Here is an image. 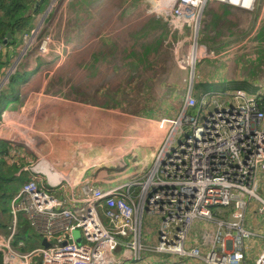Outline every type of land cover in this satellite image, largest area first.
<instances>
[{"label":"crops","instance_id":"0c3cea01","mask_svg":"<svg viewBox=\"0 0 264 264\" xmlns=\"http://www.w3.org/2000/svg\"><path fill=\"white\" fill-rule=\"evenodd\" d=\"M174 2L88 0V5H85L87 14L78 13L79 54L62 57L53 65V76L50 78L44 76L46 71L38 70L32 76H25L31 70L19 71L22 82L17 85L11 102L14 107L3 108L0 115V133L8 132V139L2 136L0 139L7 143L8 151H11L13 142L14 145L24 143L32 156L50 157L54 159L52 163L49 161L51 166L60 167L53 157H96L97 142L114 135V130L109 129L111 124L101 121V117L109 111H117L125 117L129 115L128 111H136L139 115L137 124L151 121L154 126L162 117H177L188 94L197 100L204 97L206 105L210 104L209 111L212 99L228 101L230 97L227 93L234 89L244 90L246 85L259 89L260 95L264 94V74L250 76L243 70L247 63L233 56L234 51H229L231 42L240 35L244 36L256 23L258 15L262 14L260 7L248 13L209 1L203 9L202 24L197 32L185 27L173 31L166 20V13ZM195 40L210 51L220 52L216 50L223 48L224 55L204 59L202 66H194ZM259 40L264 43V38L259 37ZM74 95L86 97L81 99ZM162 95L165 97L162 98ZM145 110L157 112L151 115ZM167 111L176 115L168 116ZM6 115L8 121L5 120ZM18 127L24 128L25 132H16ZM162 134L158 130L157 142H150L160 145ZM50 143H62L61 153L54 152L52 144V150H43ZM36 144L38 146L34 147ZM13 156L9 152V157ZM7 162L18 161L7 159ZM49 162V166L38 167L46 172L51 181H56L58 176L49 172L55 167H51ZM81 167L78 165L76 169L66 171V177L62 178L76 180L83 170L89 168ZM126 184L102 185V188L113 189ZM257 188L260 194H264V173L258 175ZM258 205L252 197L246 200L243 227L251 236L243 240V258L237 264H254L264 249V213L257 211ZM220 221H234L233 207L214 209L211 218L195 220L190 226L185 246H196L204 240L202 249L204 252L209 250ZM160 228L159 216L142 215L140 242L143 246L138 260L142 259L144 264H208L192 257L156 251L154 247ZM138 260L127 250L125 255L118 256L117 264Z\"/></svg>","mask_w":264,"mask_h":264},{"label":"built area","instance_id":"2783aa9c","mask_svg":"<svg viewBox=\"0 0 264 264\" xmlns=\"http://www.w3.org/2000/svg\"><path fill=\"white\" fill-rule=\"evenodd\" d=\"M209 1L248 13L260 7L262 14L243 43L255 40L264 20V0H175L166 13L168 25L172 30L185 27L197 32L201 11ZM231 45L234 41L229 51H235ZM201 51L203 59L224 55L207 48ZM2 72L0 90L15 72L14 65ZM245 93L234 89L227 93L228 101L212 99L202 124H198V113L188 110L204 105V97L197 100L189 94L177 117L157 120V127H167L169 132L155 163L144 183L126 184L140 185L137 204L119 192L122 186L96 185L86 170L73 181H51L35 169L11 197L9 222L5 231L0 230L1 264H117L118 256L127 250L138 260L143 214L161 218L156 251L208 264H237L243 258V240L251 236L243 227L246 200L256 199L257 211L264 213V194L257 191L258 175L264 173V95ZM229 206L234 221L219 222L209 250L202 249L204 240L185 246L195 220L211 218L214 209ZM74 230H79L83 243L74 241ZM254 264H264V249Z\"/></svg>","mask_w":264,"mask_h":264},{"label":"rangeland","instance_id":"374dc122","mask_svg":"<svg viewBox=\"0 0 264 264\" xmlns=\"http://www.w3.org/2000/svg\"><path fill=\"white\" fill-rule=\"evenodd\" d=\"M85 5H88V0H42L37 6V12H35L32 17L31 24L27 29L28 32L22 33L17 39V46L10 47L8 53H6V59H8V61L3 67L4 71L6 72L11 65H14L15 71L31 70L27 72L25 76L35 75L39 70L40 72H47L44 74L46 78L52 77L53 65H56L62 57L79 54L77 33L80 29V25L78 13L81 11L82 13L87 14ZM205 7H203V9ZM203 9L200 15L199 26L202 24ZM254 25L255 24L253 23L250 30H248L244 36L240 35L235 38L237 40L234 41V45H231L236 48L233 56H237L239 57L237 59L247 63L243 70L248 72L250 76H255L260 73L261 75L264 74V43L261 44L259 40V37L264 38V20L256 29V33L254 34L255 40L253 42L247 41V44L243 43L244 38L252 32ZM37 28L39 29L37 30ZM33 32L35 33L34 35H32ZM32 36L34 37L30 38ZM199 43H197L196 40L194 41V49H196V53H194L196 56V58H194V66L198 64L202 66L204 64V59L200 58L202 54L201 50L204 49V47H201ZM43 44L44 46H42ZM222 50L223 48H218L216 51L222 52ZM3 51H5V48H3ZM180 59L181 57H179L178 60ZM56 83L61 84L60 81H56ZM16 87L17 85L11 89L5 98L0 99V101H3V106H1V108L12 109L14 107L11 105V102L16 95ZM6 88L7 84L2 86L1 91L6 92ZM243 88L246 95L257 97L261 94L259 89H252L247 85L243 86ZM74 96L75 98L81 99L86 97V95ZM100 96L104 97L105 95ZM164 97L165 95H162V98ZM17 103H19V101ZM20 104L21 102L19 105ZM209 108L210 104L207 103L206 105L205 101V104L201 107H191L188 112L193 115L198 113V124H202L206 115L209 113ZM72 111L77 112L76 109H73ZM128 112L130 113L127 117L119 114L117 111H109L107 115L101 117L102 122L111 124L109 129L114 130V135L112 138H110L109 135V137L107 136V138L97 142L96 157L84 159H76L72 157L65 158L60 156L53 157L56 159L55 162L58 161L60 165V167H58L55 164H52L58 174L57 180L59 178L66 177V171L73 168L76 169L79 165V167L82 166L81 168L89 166L85 175L89 176L90 179L96 183V185L101 187L102 185L111 187L112 184L125 182L128 184L144 183L149 170L155 163L156 156L164 143L169 129L167 127L163 128L164 130L158 129L156 122L153 126L150 124L151 121H146L145 124L141 125L137 124L136 120L139 115L136 111L131 110ZM155 112L157 111L145 110L146 114L153 115ZM166 113L169 114L168 116L176 115L173 114L172 111H167ZM1 114L2 113H0V115ZM8 118L9 117L6 115L5 120L8 121ZM158 130L163 132V139L160 145L155 142H150V140H155L157 142L156 135ZM16 132L25 131L24 128L18 127ZM0 136L8 139V132L4 131L0 133ZM174 138L176 140L179 138L177 133L174 135ZM51 144L53 151L60 154L62 143L47 144L43 150H52ZM172 145H174V142ZM12 146L13 147H11V151L9 152L14 156L8 157L7 159H15L18 161L16 164H19L20 169L15 174L21 173L23 181L30 177L34 173L35 169L46 173L39 167H46L49 161L51 163L54 162V159L47 156H32L24 143L21 145H14L13 142ZM35 146L38 145L36 144L34 147ZM152 154L153 156L151 160H148ZM79 161L82 163L79 164ZM48 166L47 168H49ZM119 192L126 195L134 203L136 202L135 204H137L138 195L140 193V185H123L119 188ZM143 223H145L144 220ZM73 239L77 244L84 242L83 239H81L79 230L73 231ZM129 264H144V262L141 259L138 261H132Z\"/></svg>","mask_w":264,"mask_h":264},{"label":"trees","instance_id":"16d2710c","mask_svg":"<svg viewBox=\"0 0 264 264\" xmlns=\"http://www.w3.org/2000/svg\"><path fill=\"white\" fill-rule=\"evenodd\" d=\"M41 1L0 0V75L3 73L2 69L8 61V59H6V53H8L10 47L17 46V39L22 33L28 32L27 29L31 24L32 17L35 12H37V6ZM8 32L12 34L13 39L11 42L3 45L2 40ZM17 33L19 36L15 37L14 35ZM3 48H5V51H3ZM21 82L22 79L19 77V71L10 74L7 82V91L0 90V99L5 98L11 89ZM1 106H3V101H0V113L3 110ZM261 107L264 108V97L261 100ZM6 145L7 143L0 139V230L3 231L6 230L9 222V203L11 197L23 184L21 173L15 174L19 171L20 166L15 162H7L9 151ZM1 263L2 255L0 253V264Z\"/></svg>","mask_w":264,"mask_h":264},{"label":"water","instance_id":"95a60500","mask_svg":"<svg viewBox=\"0 0 264 264\" xmlns=\"http://www.w3.org/2000/svg\"><path fill=\"white\" fill-rule=\"evenodd\" d=\"M14 36H15V37H18L19 34L17 33V34H15ZM12 39H13L12 34H11L10 32H8V33H6L5 38L2 40V44L5 45V44L11 42ZM43 245H44V246H47V243L45 242V240H43Z\"/></svg>","mask_w":264,"mask_h":264},{"label":"bare ground","instance_id":"6f19581e","mask_svg":"<svg viewBox=\"0 0 264 264\" xmlns=\"http://www.w3.org/2000/svg\"><path fill=\"white\" fill-rule=\"evenodd\" d=\"M194 58H195V55L193 56L192 61H194ZM257 97H258V98H259V97H262V95H258ZM189 129H190V128H189ZM49 172H50L51 174H53V175H57V176H58V174H57L55 168H53V169L50 168ZM257 189H258V188H257ZM135 203H136V202H135Z\"/></svg>","mask_w":264,"mask_h":264}]
</instances>
